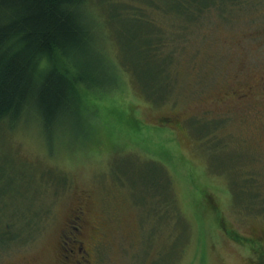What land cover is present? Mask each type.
Instances as JSON below:
<instances>
[{
  "label": "rangeland",
  "instance_id": "rangeland-1",
  "mask_svg": "<svg viewBox=\"0 0 264 264\" xmlns=\"http://www.w3.org/2000/svg\"><path fill=\"white\" fill-rule=\"evenodd\" d=\"M148 1L123 0L127 14L146 8L140 21L109 18L116 1L88 2L95 47L115 74L101 96L89 93L88 128L62 119L49 133L30 109L29 120L0 124V228L25 219L35 233L24 244L0 240V264H76L79 241L88 264H258L264 107L234 92L264 71V0L194 20ZM153 29L177 53L170 87L156 93L145 65L129 61Z\"/></svg>",
  "mask_w": 264,
  "mask_h": 264
},
{
  "label": "trees",
  "instance_id": "trees-1",
  "mask_svg": "<svg viewBox=\"0 0 264 264\" xmlns=\"http://www.w3.org/2000/svg\"><path fill=\"white\" fill-rule=\"evenodd\" d=\"M113 1L121 6L115 12L104 9L109 18L128 15L130 19L140 21L146 17L145 7L134 6L132 8L136 13L127 14L124 12L127 6L123 0ZM153 1L149 0L148 5L153 4ZM243 1L168 0L166 7L156 1L154 3L166 12H175L187 20H194L210 13L227 17L228 9L233 10L234 5H240ZM88 2L89 0H0V124L7 122L9 126H14L22 118L29 120L30 109L34 112L33 118L40 121L49 133H52L53 126L62 119L66 126L73 125L79 130H82V126H90L84 117L90 113L87 110L89 93H93L94 99L101 96L105 89L110 88L115 74L107 67L99 55V49L95 47L93 38L99 34V30L97 18ZM139 37L138 35L137 38ZM143 37L144 43H140L138 51L134 49L129 54V61L145 65L144 70L152 77L151 88L156 93L167 85L170 87L169 73L177 53L175 55L170 46H163V36L155 29ZM89 46L94 49H88ZM104 74H108L107 77ZM144 89L145 93H152ZM168 93L166 91V96ZM151 98L157 103L163 102L156 100L157 96ZM123 120L128 126H133L130 114H125ZM82 133H75L72 139L75 144L83 142ZM27 188L30 189L31 185ZM4 194L5 189H0V198ZM238 194L241 192L238 191ZM5 215L3 213L0 218ZM6 221L14 222L13 219ZM21 223L25 227L16 229L3 225L0 228L2 244H24L34 238L35 233L31 234L29 221L24 219ZM73 230H77V227L73 226ZM79 252L80 258L72 260V263L88 264L82 250Z\"/></svg>",
  "mask_w": 264,
  "mask_h": 264
},
{
  "label": "flooded vegetation",
  "instance_id": "flooded-vegetation-1",
  "mask_svg": "<svg viewBox=\"0 0 264 264\" xmlns=\"http://www.w3.org/2000/svg\"><path fill=\"white\" fill-rule=\"evenodd\" d=\"M243 85L242 88H239L237 90H235L234 94L236 96L237 99L241 100V101H244V102H249L251 100H262V103H259V104H262L263 107H264V71H260L259 74L254 77L253 79H251L250 81L246 82V81H243ZM253 97H257V99H254ZM259 97V98H258ZM264 109V108H263ZM261 108V110L259 111L258 108H256L254 110V116H258L260 114H258V111L261 112L263 110ZM262 116L264 117V110H263V114ZM83 207L81 205H79L78 209H77V212L79 213V216H78V213L75 217V220L72 219V221L77 224V223H80V221H83V216L80 215V213H82V209ZM77 228L78 225H77ZM79 244L80 246H76V250L79 252L82 250V252H84L83 250V246L81 245L82 244V241H79ZM81 252V253H82ZM80 253V252H79ZM84 255V254H83ZM85 256V255H84ZM257 260L256 261L258 264L261 263V264H264V252L263 251H260V253L258 254L257 256Z\"/></svg>",
  "mask_w": 264,
  "mask_h": 264
}]
</instances>
